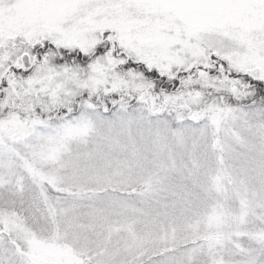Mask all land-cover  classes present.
<instances>
[{
  "label": "snow or ice",
  "instance_id": "6c2138e0",
  "mask_svg": "<svg viewBox=\"0 0 264 264\" xmlns=\"http://www.w3.org/2000/svg\"><path fill=\"white\" fill-rule=\"evenodd\" d=\"M0 264H264V0H0Z\"/></svg>",
  "mask_w": 264,
  "mask_h": 264
}]
</instances>
